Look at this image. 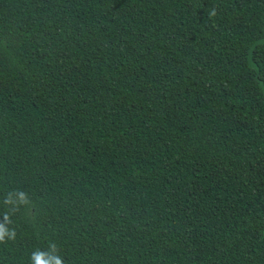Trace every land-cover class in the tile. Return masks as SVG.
Wrapping results in <instances>:
<instances>
[{
    "label": "trees",
    "instance_id": "1",
    "mask_svg": "<svg viewBox=\"0 0 264 264\" xmlns=\"http://www.w3.org/2000/svg\"><path fill=\"white\" fill-rule=\"evenodd\" d=\"M0 227V264H264V0H0Z\"/></svg>",
    "mask_w": 264,
    "mask_h": 264
},
{
    "label": "clouds",
    "instance_id": "2",
    "mask_svg": "<svg viewBox=\"0 0 264 264\" xmlns=\"http://www.w3.org/2000/svg\"><path fill=\"white\" fill-rule=\"evenodd\" d=\"M25 199L24 194L20 193V200L23 202ZM10 203L11 201H7ZM7 219V216L5 217ZM8 236L9 239H14L15 238V232L13 231L12 233H7L3 227H0V242H3L5 239V236ZM51 248L55 250V245H51ZM32 260L34 264H64L63 259L60 256H52L49 257L46 253L40 252L37 250L32 254Z\"/></svg>",
    "mask_w": 264,
    "mask_h": 264
}]
</instances>
